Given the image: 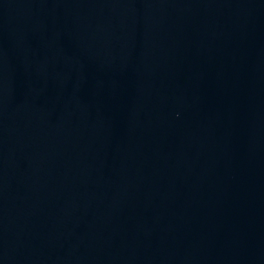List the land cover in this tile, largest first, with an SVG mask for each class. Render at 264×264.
I'll use <instances>...</instances> for the list:
<instances>
[{
	"label": "water",
	"instance_id": "obj_1",
	"mask_svg": "<svg viewBox=\"0 0 264 264\" xmlns=\"http://www.w3.org/2000/svg\"><path fill=\"white\" fill-rule=\"evenodd\" d=\"M0 264H264V0H0Z\"/></svg>",
	"mask_w": 264,
	"mask_h": 264
}]
</instances>
